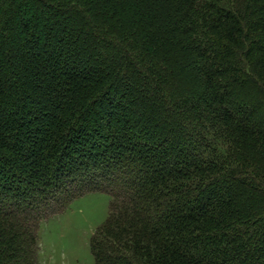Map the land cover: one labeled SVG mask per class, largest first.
<instances>
[{
  "label": "trees",
  "instance_id": "1",
  "mask_svg": "<svg viewBox=\"0 0 264 264\" xmlns=\"http://www.w3.org/2000/svg\"><path fill=\"white\" fill-rule=\"evenodd\" d=\"M93 192L94 264H264V0H0V264Z\"/></svg>",
  "mask_w": 264,
  "mask_h": 264
},
{
  "label": "rangeland",
  "instance_id": "2",
  "mask_svg": "<svg viewBox=\"0 0 264 264\" xmlns=\"http://www.w3.org/2000/svg\"><path fill=\"white\" fill-rule=\"evenodd\" d=\"M111 197L93 192L75 199L68 210L40 228L38 264H94L91 238L107 219Z\"/></svg>",
  "mask_w": 264,
  "mask_h": 264
}]
</instances>
